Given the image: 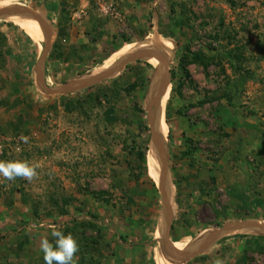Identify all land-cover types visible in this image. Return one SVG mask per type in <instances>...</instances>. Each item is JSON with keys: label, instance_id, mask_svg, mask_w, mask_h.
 Listing matches in <instances>:
<instances>
[{"label": "rangeland", "instance_id": "obj_1", "mask_svg": "<svg viewBox=\"0 0 264 264\" xmlns=\"http://www.w3.org/2000/svg\"><path fill=\"white\" fill-rule=\"evenodd\" d=\"M1 1L46 15L50 38L46 46L43 30L45 40L35 45L40 53L46 48L45 78L0 74V160L40 165L30 182L0 177V264H44L40 245L51 240L49 225L77 237L76 264H116L117 253L118 264H264V228L254 226L231 230L255 237L248 248L229 233L179 260L208 242L199 239L204 230L264 225V206L256 207L264 202V148L255 147L264 140V0ZM3 25L24 34L6 17ZM153 34L171 43L159 57L167 67L140 53L124 63L137 54L125 52L111 65L123 63L113 77L78 86L111 68L105 61L123 47L135 50ZM198 52L206 65L188 64ZM162 72L170 86L168 172L162 164L155 177L150 124L153 114L163 122V95L148 96ZM41 84L49 91L40 92ZM168 231V243L185 255L163 245Z\"/></svg>", "mask_w": 264, "mask_h": 264}, {"label": "crops", "instance_id": "obj_2", "mask_svg": "<svg viewBox=\"0 0 264 264\" xmlns=\"http://www.w3.org/2000/svg\"><path fill=\"white\" fill-rule=\"evenodd\" d=\"M52 3H56V2H52ZM52 3L50 2V5L47 4V5H49L48 9H49L50 13L56 14L57 8ZM16 25L21 28V30L24 32L25 35L23 33H20V32L16 33L15 30H9L6 27V25L5 26L3 25L2 28L0 29V58H2V61H0V68L6 67V69H4L3 71L0 69V74L1 75L5 74L7 76V79L9 78L10 80H13L14 77H20L21 79L25 80L26 79L25 76L31 77L32 74L34 75V79H36V77H41V76H44V78H45L46 77L45 76L46 75L45 74L46 73L45 62L43 64V69L41 70V72L39 71V68H40V63H41V60L43 59V57H44V59L46 58L45 57L46 48H45V51L43 53L42 52L40 53V50H37L36 49L37 47H35L36 43L41 46V43L44 40H42L40 38L37 39V37L36 38L32 37L20 25H18V24H16ZM12 28H14V27H11V29ZM14 41H15V43H13ZM12 44L17 46V50H18L17 52H19L18 54H15V51H13V45ZM76 44H78V43H76ZM25 58H27V59H25ZM109 58L105 61V63L108 62ZM1 78L3 79V77H1ZM158 81H160L159 78L156 82V86L158 85ZM19 82H21V81H19ZM39 89H40V92L43 91L42 88H39ZM42 93H44V92H42ZM255 147L256 148L258 147L259 150H260V148L263 149L264 148V140L262 142H259V144ZM259 150H257V152H259ZM161 162H163V161H161ZM161 165H162V163H161ZM239 198H241V197H239ZM162 199H164L163 196H162ZM256 204H258V200H257ZM162 206H164V204ZM169 206H170L169 207V212H170L171 211V204H169ZM263 206H264V202L260 203V201H259V206L257 205L256 207L261 208ZM161 211H162V209H161ZM226 222H228V221H226ZM243 222L244 221H239V222L236 221L233 223L239 224V223H243ZM233 223L232 224L231 223H228V224L224 223L223 227H221L219 229H215L213 231L211 230L209 232H208V230H204L203 233L201 235H199V237H200L199 239L205 238L208 242L210 241L209 245L210 244L213 245V244H217L219 242V240H221L223 237L227 236L229 233H233L232 238L234 241H236L237 238H239V236H244L243 239L245 241H244L243 248H248L251 245L252 239L255 237H253V235H251V233H249V232L247 233L246 231H243V232L241 230H238V231L236 230L235 232L231 231L232 229H234V227L235 228L240 227V226H233ZM259 224H262V223H259ZM167 229H168V226H167L166 230ZM237 232H239V234H237ZM168 238H169V231L166 233L164 243L166 240H169ZM164 243H163V245H164ZM170 243H169V245H170ZM172 243H174V242H172ZM220 244H222V243H220ZM208 248L209 247H207V248L205 247L202 251H200L198 253V255H201L205 251V249H208ZM245 250L246 249H244V252H245ZM155 256H156V253H155ZM195 256H197V255H195ZM112 257H114L116 264H118V261H121L123 259L122 254H120V253H117L115 256H112ZM191 260H192V258H191ZM155 262H156V259H155ZM108 264H110L109 261H108ZM155 264H157V263H155Z\"/></svg>", "mask_w": 264, "mask_h": 264}, {"label": "bare ground", "instance_id": "obj_3", "mask_svg": "<svg viewBox=\"0 0 264 264\" xmlns=\"http://www.w3.org/2000/svg\"><path fill=\"white\" fill-rule=\"evenodd\" d=\"M15 7L16 6H14V4L10 1H1L0 2V17H6L7 19H10L11 21L20 25L32 37H35V38L37 37V39L40 38L42 40H45L44 37H42V32H43V28H44L43 20L41 21V20H38V18H35V17H37V14H34V15L29 14V10H27V9L24 11L23 9L19 10ZM132 47H133L132 45H127V46L123 47L120 51L115 53V55H113V57L111 59H109L110 61L105 63L103 68L111 67V65L114 63V60L116 59V57L120 56V55L122 56V54L125 52L137 53L138 51H140V52L141 51H148V52L152 51L154 53V56H156V57H153V56L150 57L149 61L154 66L159 67L160 65H163L162 58L161 59L159 58L160 55H163L165 53L168 54L170 52L172 46H171V43H169V41H167L166 39H163L159 34H153V35L148 37V40L146 43L140 44L139 46L136 47L135 50H134V47L133 48ZM156 48H157V50H155ZM162 74H163V76L160 75L158 77L160 79V81H158V85H159L158 88L161 87L162 90L164 89V95L162 97L163 99H162L160 106H159L161 109V112H160L158 120H159V122L163 121L164 123L161 122V124L159 123L157 126H158V129H160V134L162 135V137H165L167 130H168V127H167V124L165 123L164 106L166 105V102L169 98L170 86L167 83L165 72H162ZM151 93H152V91H151ZM151 93L148 96L149 97L148 102H152V96L154 95V93L153 94H151ZM157 117H158V114H157ZM157 117H156V119H157ZM155 123H156L155 115L153 114V117L151 119V126L153 124L154 128H155ZM155 151H156L155 142L152 141L151 152L149 154L150 166H151V170L152 169H154L155 171L157 170L155 173H152V174H155V177H158V176L160 177L161 169L163 171V167L161 165V163L163 164V162H161L162 155L159 154V152H155ZM233 225H234V223H233ZM169 247L173 250V252L175 254H178V255L183 254V253H181L182 247L180 246L179 243H172L171 242Z\"/></svg>", "mask_w": 264, "mask_h": 264}, {"label": "clouds", "instance_id": "obj_4", "mask_svg": "<svg viewBox=\"0 0 264 264\" xmlns=\"http://www.w3.org/2000/svg\"><path fill=\"white\" fill-rule=\"evenodd\" d=\"M29 137L22 135L20 140L23 143L29 142ZM38 163H32L28 159L0 160V177L7 181H15L23 178L32 181L38 176ZM50 236L44 238L40 245L43 253L44 264H76V254L80 250L77 237L72 232L65 233L57 225H49ZM215 264H223L221 259H217Z\"/></svg>", "mask_w": 264, "mask_h": 264}, {"label": "water", "instance_id": "obj_5", "mask_svg": "<svg viewBox=\"0 0 264 264\" xmlns=\"http://www.w3.org/2000/svg\"><path fill=\"white\" fill-rule=\"evenodd\" d=\"M15 8H17V9H27V8H20V7H15ZM29 10V14H32V15H34L35 13L33 12V11H31L30 9H28ZM35 18H38V20H43V21H46V22H48V18L45 16V15H41V14H38V16L37 17H35ZM43 24H44V22H43ZM43 30H44V32H45V39L47 38V44H46V46L49 44V38H50V25H49V22H48V27L44 24V28H43ZM139 53H140V55H141V57H146V58H148V57H152V51H138L137 52V54H132V55H130L129 57H127L126 59H125V61H124V63H127L128 61H131V60H133V59H135L138 55H139ZM140 57V56H139ZM139 57L138 58H136V60L137 59H139ZM163 61H164V64H165V67H167V65L169 64V60L166 58H164V59H162ZM43 64H44V57H43V59L41 60V63H40V68H39V71L41 72V70L43 69ZM122 65H123V63L122 64H120V65H116L115 67H111V68H109V69H107V70H105V71H103V72H101V73H99L98 75H95V76H92V77H87V78H85V79H83V80H78V82H77V84H79L78 86H80V87H82V86H88V85H92L93 83H97V82H101V81H103V80H106V79H108V78H111V77H113V75H114V73L116 72V71H118L117 69H120V68H122ZM157 77H155V79H156ZM155 79H154V81H155ZM74 84H76V83H74ZM76 84V85H77ZM41 88L43 89V91H45V89L46 90H48V88L45 86H43L42 84H41ZM49 91V90H48ZM153 93L155 94V96H159V95H164V89L162 90V88L159 90V88L157 89V90H154L153 91ZM154 96V95H153ZM155 120H156V118H155ZM159 123H157V120H156V123H155V128H154V125L152 124V126H151V129H152V134H153V136H152V139H151V143H152V141H154L155 142V148H156V151L155 152H159V154H161L162 155V161H163V167L165 168V170H166V172H168V170H167V167H166V159H165V154H164V147H165V144H164V138L162 137V135L160 134V129H158V125ZM151 125V124H150ZM167 175V174H166ZM166 179H165V177H164V181L161 183V186L163 187V191L166 193V191L164 190V188H165V181ZM166 200H167V197H166ZM165 200V202H164V204L166 205L165 207H166V209H169V199H168V201H166ZM169 206V207H168ZM167 213V215H169V211L168 212H166ZM233 226H242V227H260L261 229L262 228H264V225L263 224H259V223H251V222H243V223H239V224H236V223H234V225ZM237 228V227H236ZM234 229H235V227H234ZM169 241L168 240H166L165 241V243H164V245L166 246V248H168L169 247V243H168ZM202 244H201V246H199V247H197V249H195V250H190L189 252H187V253H185L186 254V256H184V257H179L178 259L179 260H181L183 263H185V261H187L186 260V258L188 259V260H190L192 257H194L195 255H198V253L200 252V251H202L205 247L207 248V247H209L208 245H209V243H210V241L209 242H206V241H202L201 242ZM168 245V246H167ZM169 249H171L170 247H169ZM172 250V249H171ZM171 250H168V252L171 254V255H173V256H176V255H178V254H175L174 252H173V250L171 251ZM185 254H182V255H185ZM189 256H188V255Z\"/></svg>", "mask_w": 264, "mask_h": 264}, {"label": "trees", "instance_id": "obj_6", "mask_svg": "<svg viewBox=\"0 0 264 264\" xmlns=\"http://www.w3.org/2000/svg\"><path fill=\"white\" fill-rule=\"evenodd\" d=\"M192 54V53H191ZM204 56H202V53L201 52H198L196 54H193L191 56V60H188V64L191 63V62H201L202 64L206 65L205 63V59H203ZM170 129L172 130V127H170ZM244 236H242L243 238Z\"/></svg>", "mask_w": 264, "mask_h": 264}, {"label": "built area", "instance_id": "obj_7", "mask_svg": "<svg viewBox=\"0 0 264 264\" xmlns=\"http://www.w3.org/2000/svg\"><path fill=\"white\" fill-rule=\"evenodd\" d=\"M111 8H112V7H108L107 10L109 9V11H110ZM104 10H105V9H104ZM111 11H112V10H111Z\"/></svg>", "mask_w": 264, "mask_h": 264}]
</instances>
